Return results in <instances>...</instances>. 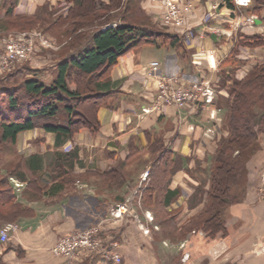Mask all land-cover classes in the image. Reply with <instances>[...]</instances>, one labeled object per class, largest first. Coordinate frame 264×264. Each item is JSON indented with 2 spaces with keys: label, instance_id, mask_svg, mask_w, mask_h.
I'll return each instance as SVG.
<instances>
[{
  "label": "crops",
  "instance_id": "crops-1",
  "mask_svg": "<svg viewBox=\"0 0 264 264\" xmlns=\"http://www.w3.org/2000/svg\"><path fill=\"white\" fill-rule=\"evenodd\" d=\"M174 1L184 19L180 28L159 24L165 11L163 0H123L132 5L110 12L108 23L152 27L177 35L181 47L145 45L120 56L106 77V92L111 96L96 108L95 127H81L68 137L43 128L17 134L16 160L31 155L42 158L43 169L34 173L35 179L50 183L52 153L71 152L74 180L62 194L45 198L33 194L24 182L9 178L23 213L6 222L16 224L17 230L8 241H0V264H64L63 257L49 250L56 239L95 225L107 247L116 243L120 264H264V202L258 194L259 175L264 174V132L258 134L259 148L231 190L235 200L221 209L223 233L202 230L205 220L199 213L204 203L194 201L195 189L208 187L212 155L218 140L227 134L224 107L226 88L232 83L229 77L242 80L257 61L264 60V43L245 44L254 35L264 40V6L256 14V0H249L247 7L228 6L226 0ZM97 2L108 4L110 0ZM2 4L0 0V25ZM73 7V0H14L12 15L54 21ZM248 16L255 17L252 25L245 23ZM58 28L42 26L58 49L49 53L37 48L29 60L18 65V75L29 78L36 74L46 85L54 80L57 63L73 52ZM58 36L65 39L58 41ZM152 62L158 65L148 76ZM27 69L36 72L29 74ZM160 76L173 77L182 85L209 83L215 98L205 107L171 105L159 111L152 99ZM222 82L224 87H220ZM150 107L149 112L144 111ZM164 149L172 153H164ZM170 161L177 163L174 171L175 163ZM161 163L166 168L159 172ZM145 171L149 175L144 180ZM15 183L21 184L20 191ZM122 203L130 212L119 220L110 219L108 209ZM103 263L98 254L81 251L73 264Z\"/></svg>",
  "mask_w": 264,
  "mask_h": 264
},
{
  "label": "trees",
  "instance_id": "trees-1",
  "mask_svg": "<svg viewBox=\"0 0 264 264\" xmlns=\"http://www.w3.org/2000/svg\"><path fill=\"white\" fill-rule=\"evenodd\" d=\"M73 1V8L50 23L58 25L71 22L67 28L62 26L61 29L65 31L61 32L66 35V46L73 52L57 63L54 80L46 85L36 74L23 78L17 71L0 78V226L16 220L23 213L15 200L9 178L24 182L33 194L45 198L62 194L74 180L70 172L73 166L71 152L52 153L49 163L50 183H40L35 179L34 173L43 169L42 158L31 155L25 160H16L19 156L14 144L19 132L43 128L47 132L68 137L81 127H95L96 108L106 104L111 96V93L106 92V77L120 56L145 45L181 47L177 35L127 23L91 33L86 28L90 24L97 27L111 21L110 12L121 9L125 5L123 0H110L108 4H100L97 0ZM255 3L254 12L259 14L264 0H256ZM226 4L234 5L232 0H226ZM13 5L14 0H3L2 24L16 20L17 24L24 27L21 29L35 24V15L13 16ZM129 5L132 4L126 3L125 7ZM87 11L92 12L90 18L78 19L79 15ZM1 27L2 30L6 29ZM248 39H252L245 43L249 47L264 43L258 35ZM233 53L236 54L235 51ZM231 57L234 58V54ZM27 72L33 74L36 71L27 69ZM229 78L232 83L226 88L224 107L227 134L218 140L212 155L207 170V189L204 191L200 185L194 194L195 203L196 199L201 203L203 201L204 209L208 206L211 210L210 217L201 227L209 234L224 232L221 209L235 200L231 190L245 172L246 162L259 148L258 134L264 132V60L257 61L242 80ZM71 84L74 88H71ZM220 87H224V82L220 83ZM157 150L162 152V146L158 145ZM164 153L170 155L172 152L164 149ZM6 157L14 159L5 161ZM176 166L177 163L172 165V171Z\"/></svg>",
  "mask_w": 264,
  "mask_h": 264
},
{
  "label": "built area",
  "instance_id": "built-area-1",
  "mask_svg": "<svg viewBox=\"0 0 264 264\" xmlns=\"http://www.w3.org/2000/svg\"><path fill=\"white\" fill-rule=\"evenodd\" d=\"M236 7H247L249 0H232ZM165 11L161 15L159 24L163 27L180 28L184 24L182 11L174 0H163ZM255 17L248 16L245 23L252 25ZM116 23H108L104 28L116 27ZM25 33L20 36L5 38L3 42V51L0 52V70H9L14 64L22 62L32 49L30 40ZM24 40V41H22ZM157 62H152L147 71L148 76L153 75ZM157 78V77H156ZM158 85L155 97L152 99L154 109L163 111L165 107L174 105L179 108L185 105H198L205 107L211 104L215 98V91L212 85L206 82L192 83L182 85L173 77H158ZM152 108H144L145 112H149ZM17 191H20L21 184H14ZM259 197L264 202V177L261 179L259 187ZM130 212L129 207L124 204L113 206L109 210V217L112 220H119L124 214ZM147 218L152 220V217L147 214ZM17 230V225L6 223L0 227V241L6 242L9 240L11 233ZM100 227L98 225L91 226L83 230H77L67 235H63L56 239L50 247V252L54 255L64 258V264H73L81 251H89L98 254L103 260V264H120L121 256L114 249L115 242L108 245L106 241L99 236Z\"/></svg>",
  "mask_w": 264,
  "mask_h": 264
},
{
  "label": "rangeland",
  "instance_id": "rangeland-1",
  "mask_svg": "<svg viewBox=\"0 0 264 264\" xmlns=\"http://www.w3.org/2000/svg\"><path fill=\"white\" fill-rule=\"evenodd\" d=\"M84 4H85V2H84ZM81 7V6H80ZM92 11V10H91ZM91 11H87V12H85V13H83L84 15H79L80 17L78 18V19H88V18H90V16H92V12ZM90 14V15H89ZM94 14V13H93ZM37 17V19H36V22H35V24H33L32 23V25L30 24L27 28H26V26H25V28L26 29H21V28H24V27H22L20 24H17V22H15L16 20H9V22H7V23H5V24H2V25H0V26H4L6 29H3L2 30V32H0V34L2 33L3 34V36H2V38H1V44H0V52H2L3 51V42H4V39L5 38H11V37H14V36H20V35H22L23 33H25L27 36H29V37H27V38H25L24 40H30L31 41V43H32V49H31V51L29 52V54L27 55V57H26V59H24L22 62H19V63H16V64H14V66L11 68V69H9V70H6V71H4V70H0V78H3V77H5L8 73H11V72H14V71H16V69H17V67H18V65H20V64H23L25 61H27V60H29L30 58H31V56H32V54L36 51V49L37 48H40V49H44V51H47V52H49V53H53L54 52V50H57L58 49V43H56L55 41H54V39L53 38H51V37H49L48 35H46L44 32H43V30H42V26H44V27H51L52 25L50 24L51 23V21L49 20V19H47V18H45L44 16H42V17H38V16H36ZM10 21H13V22H10ZM45 21H46V23H45ZM70 21H66V22H64L63 24H58L57 26L59 27L58 29V31H60L61 32V30H63V31H65V29H61L62 28V26H65V28H67V27H69L70 26ZM108 23H104L103 22V24L102 25H97V27H96V25H89L86 29H88V30H90V29H96V30H98V29H100V30H103V28L107 25ZM39 25H40V27H39ZM20 26V27H19ZM57 28V27H56ZM19 29H21V30H19ZM85 29V28H84ZM58 38H60V39H58V41L59 40H61V41H63L64 39H65V37H61V36H58ZM24 40H22V41H24ZM65 44H66V39H65ZM251 56V54L249 53V55H248V57H250ZM29 74H31L30 72H29ZM15 81V80H14ZM259 147V146H258ZM258 150V149H257ZM255 153V152H254ZM253 155V154H252ZM252 157V156H251ZM250 157V158H251ZM249 158V159H250ZM165 166L161 163L159 166H158V168H157V171H163V170H165ZM148 177V172L147 171H145L143 174H142V179H146ZM262 177H264V174L263 173H261L260 175H259V187H260V183H261V179H262ZM259 187H258V194H259ZM70 189V188H69ZM67 190H68V188H67ZM261 199V198H260ZM122 204H124V203H122ZM124 205H126V204H124ZM128 206V205H127ZM112 208V207H111ZM111 208H109L108 209V217H109V210L111 209ZM210 215H211V210H210V208L208 207V206H206V208L203 210V212L201 213V215L199 216L201 219H204V220H207L209 217H210ZM146 217H147V214H146ZM110 218V217H109ZM148 219V218H147ZM149 220V219H148ZM219 232V231H218ZM222 232V231H221ZM223 233V232H222ZM184 233L182 232V235H183Z\"/></svg>",
  "mask_w": 264,
  "mask_h": 264
}]
</instances>
